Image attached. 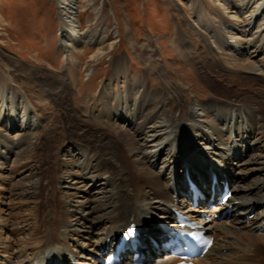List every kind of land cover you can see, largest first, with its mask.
<instances>
[{
	"label": "bare ground",
	"instance_id": "6f19581e",
	"mask_svg": "<svg viewBox=\"0 0 264 264\" xmlns=\"http://www.w3.org/2000/svg\"><path fill=\"white\" fill-rule=\"evenodd\" d=\"M77 2L55 0L66 65L77 64L75 52L86 44L96 50L93 59L114 46L107 32H83ZM166 2L174 40L210 84L203 101L189 100L166 80L154 90L146 89L145 78L121 85L120 72L128 74L119 56L87 108L71 109L66 69L47 76L0 47V127L27 130L46 121L49 130L44 140L26 146L25 132L14 148L0 140V264H82L131 222L154 231L156 219H169L172 207L186 210L187 177L205 179L221 168L236 180L233 216L213 221L215 243L195 264H264V0H186L201 29L184 18L177 1ZM147 42L139 54L161 72L153 61L156 45L150 37ZM50 105L59 113V132L48 118ZM57 139L63 144L52 165L44 149L33 157L43 145L50 157ZM14 155L19 164L9 167ZM21 207L22 213L9 216Z\"/></svg>",
	"mask_w": 264,
	"mask_h": 264
},
{
	"label": "rangeland",
	"instance_id": "374dc122",
	"mask_svg": "<svg viewBox=\"0 0 264 264\" xmlns=\"http://www.w3.org/2000/svg\"><path fill=\"white\" fill-rule=\"evenodd\" d=\"M175 1L184 8V18L201 29L186 0ZM77 6L76 16L80 19L83 32L96 30L107 32L108 41L113 42L114 46L109 50L108 56L93 59L92 55L96 50L93 45L86 44L75 52L77 64L73 62L66 65L60 42L55 0H0V47L20 60L22 65L39 66L46 70L47 76L48 71L59 75L63 68L66 69L73 82V90L69 96L71 109L87 108L86 100L99 92L100 86L106 82L113 69L112 59L119 56L124 58L128 74L126 75L124 70L120 72L121 85H125L127 79L145 78L146 89L154 90L163 87L164 82L167 81L181 89L182 94L189 100L203 101L207 98L211 90L210 84L200 78L202 74L200 67L191 64L190 58L182 53L185 51L174 40L175 20L166 0H78ZM208 13H211V10ZM149 37L156 45L153 61L161 72L152 70L139 54L141 47L148 46ZM223 55L220 54L218 57L219 62L225 66L223 59L226 56ZM30 75L34 76L35 73L30 72ZM162 93H165L164 90ZM171 102L173 106L176 104L174 99ZM48 112V118L56 121L51 124L55 123L59 132L61 125H59L58 111L55 106L50 105ZM83 119L90 123L88 117ZM93 123L103 125L101 121H93ZM121 125L128 126L125 121L121 122ZM23 128L5 131L0 127V140L14 148L24 132L26 135L23 146L44 140L49 132L46 121L36 122L27 130ZM111 129L117 131L115 127ZM60 143L63 144V141L59 139L54 143L51 142L55 148L51 151L50 157H48L49 145L37 149L33 157H41V149H44L48 151L44 158L49 159V165H52L53 159L57 158L55 150ZM1 150H5L2 144H0ZM18 158L15 155L10 157L9 167L19 164H16ZM20 176L15 178L19 179ZM13 205L16 206L15 203ZM5 208L2 207L4 211L7 210V207ZM22 211V207L11 209L9 216ZM61 212L62 208L59 209V213ZM5 232H2L3 237L7 235ZM261 254L264 257V251ZM259 261L264 263L263 259Z\"/></svg>",
	"mask_w": 264,
	"mask_h": 264
}]
</instances>
